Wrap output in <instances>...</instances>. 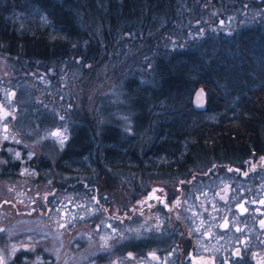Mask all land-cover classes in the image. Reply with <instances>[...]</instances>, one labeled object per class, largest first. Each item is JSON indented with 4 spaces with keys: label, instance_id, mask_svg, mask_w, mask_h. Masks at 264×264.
Here are the masks:
<instances>
[{
    "label": "trees",
    "instance_id": "1",
    "mask_svg": "<svg viewBox=\"0 0 264 264\" xmlns=\"http://www.w3.org/2000/svg\"><path fill=\"white\" fill-rule=\"evenodd\" d=\"M0 50L72 120L53 163L62 175L135 182L264 153V0H0ZM109 85L131 129L88 110L89 90Z\"/></svg>",
    "mask_w": 264,
    "mask_h": 264
},
{
    "label": "flooded vegetation",
    "instance_id": "2",
    "mask_svg": "<svg viewBox=\"0 0 264 264\" xmlns=\"http://www.w3.org/2000/svg\"><path fill=\"white\" fill-rule=\"evenodd\" d=\"M195 168L175 174L168 168L157 167L150 174L154 182L144 189L141 184L136 185L132 207L135 219L151 226L137 227L132 243L126 241L125 229L108 228L112 220L107 214V193L102 183L87 184L77 174L63 184L57 182L44 194L46 211L39 205L29 206L17 195L3 198L0 205L9 204L16 214L21 212L26 218L36 211L42 216L50 215L54 221L58 217L70 232L76 231L78 220L85 219L103 246H108L110 234L119 233L118 252L123 258L127 254L126 264H264V153L244 157L240 162L212 159ZM175 179L176 183L170 181V185L163 182ZM79 185L86 187V191H79ZM57 192L60 194L55 195ZM68 192L73 197L81 196L83 202L75 203L72 212L63 213L65 217L61 213L56 217L50 214ZM94 205L101 207L100 212L85 213L78 219L77 206L88 211ZM122 213L128 214L127 209ZM117 220L122 222L125 217L119 216ZM125 242L129 244L128 250L122 251ZM34 245L33 241H21L20 248L26 251ZM11 246L6 247L5 254L0 252L2 264H14ZM63 259L60 255L58 264H64ZM21 264L27 263L22 259Z\"/></svg>",
    "mask_w": 264,
    "mask_h": 264
},
{
    "label": "rangeland",
    "instance_id": "3",
    "mask_svg": "<svg viewBox=\"0 0 264 264\" xmlns=\"http://www.w3.org/2000/svg\"><path fill=\"white\" fill-rule=\"evenodd\" d=\"M16 60L15 57L0 50V201L3 198H15L17 195L20 199L23 197L29 206L39 205L42 211H46L44 194L60 182L59 180L62 182L71 177L67 174L62 175L53 163L61 150L62 138L67 134V127L72 120L68 121L70 118L68 113L62 116L58 103L46 101L45 97L37 92L31 79H23L24 69H20ZM111 87L112 85L103 86L95 90L93 86L89 90L88 110H93V106L97 105L98 122L119 124L131 129L132 112L123 108L127 106L125 99L117 94V90L110 89ZM74 105L80 106V101ZM106 106L111 108L104 110L102 107ZM31 157H34V161L40 157L48 159L51 163L48 167L51 169L50 172L44 170L40 172L36 165L30 166L28 161ZM211 160L201 158L194 167L201 168ZM13 164H17V167L14 168ZM115 176L103 173L100 179L103 181H99L104 186L115 188L112 191L108 188L103 190L107 193V197L104 196L108 203L107 214L112 220L108 228L125 229L128 236L126 241L132 243L137 227L151 226L150 223L137 222L135 219L136 213L132 207H135L136 185L141 184L144 189L154 179L150 175H137L135 182H127L120 176L119 181H115ZM176 180L163 182L170 185V181L176 183L174 182ZM66 196L64 200L58 202L56 209L50 210V214L56 217L57 213H61L65 217L66 212L73 211L71 207L76 206L75 203L83 202L79 195L73 197L68 192ZM124 208L128 214L123 215ZM77 209L79 211L77 217L81 219L85 213L100 212L98 210H101V207L94 205L86 211V208L77 206ZM33 214L35 215L26 218L21 212L16 214L15 209L9 204L0 205V252L5 254L6 247L9 249L12 245L10 251L14 264H21L22 259L27 264H58L60 255L64 258V264L127 263V254L123 258L118 252V244L121 243L119 233L110 234L108 246H103L97 240L93 228L87 227L85 219L78 220L79 226L76 231L70 232L69 227L65 228V225L59 223L61 219L58 217L54 221L50 215L42 216L37 211ZM119 216H124L125 220L122 222L117 220ZM21 241H33L35 245L22 251ZM127 242L121 246L122 251L128 250Z\"/></svg>",
    "mask_w": 264,
    "mask_h": 264
},
{
    "label": "water",
    "instance_id": "4",
    "mask_svg": "<svg viewBox=\"0 0 264 264\" xmlns=\"http://www.w3.org/2000/svg\"><path fill=\"white\" fill-rule=\"evenodd\" d=\"M201 92L203 93L202 100L199 101V103H198L197 97H198V94H200ZM205 101H206L205 90L202 86H198L192 94V104H193L195 109L200 110V109H203L205 107Z\"/></svg>",
    "mask_w": 264,
    "mask_h": 264
},
{
    "label": "snow or ice",
    "instance_id": "5",
    "mask_svg": "<svg viewBox=\"0 0 264 264\" xmlns=\"http://www.w3.org/2000/svg\"><path fill=\"white\" fill-rule=\"evenodd\" d=\"M202 96H203V93L202 92L200 94H198V97H197L198 103H199V101L202 100ZM0 264H2V262H0Z\"/></svg>",
    "mask_w": 264,
    "mask_h": 264
}]
</instances>
